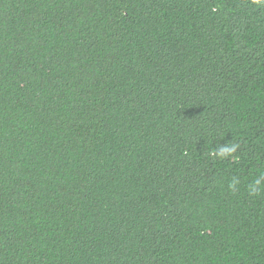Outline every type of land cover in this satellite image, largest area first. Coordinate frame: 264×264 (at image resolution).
Returning a JSON list of instances; mask_svg holds the SVG:
<instances>
[{
	"label": "trees",
	"instance_id": "trees-1",
	"mask_svg": "<svg viewBox=\"0 0 264 264\" xmlns=\"http://www.w3.org/2000/svg\"><path fill=\"white\" fill-rule=\"evenodd\" d=\"M0 264H264V4L0 0Z\"/></svg>",
	"mask_w": 264,
	"mask_h": 264
},
{
	"label": "clouds",
	"instance_id": "clouds-1",
	"mask_svg": "<svg viewBox=\"0 0 264 264\" xmlns=\"http://www.w3.org/2000/svg\"><path fill=\"white\" fill-rule=\"evenodd\" d=\"M253 3H256V4H264V0H253ZM259 184H260V181L257 179L255 181V185L252 187V191H255L256 190V186H258ZM230 187H231V185H230Z\"/></svg>",
	"mask_w": 264,
	"mask_h": 264
}]
</instances>
